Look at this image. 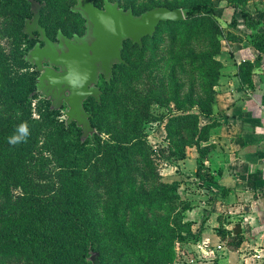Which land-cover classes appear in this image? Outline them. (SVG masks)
Returning a JSON list of instances; mask_svg holds the SVG:
<instances>
[{
  "label": "trees",
  "instance_id": "16d2710c",
  "mask_svg": "<svg viewBox=\"0 0 264 264\" xmlns=\"http://www.w3.org/2000/svg\"><path fill=\"white\" fill-rule=\"evenodd\" d=\"M35 1L42 5L39 25L48 38L58 31L67 37L83 34L84 20L71 11L75 0ZM92 1L96 7L103 6V0ZM108 1L131 9L135 16L156 7L184 10V19L161 22L152 37L142 39V47L129 40L123 43L124 63L113 67L110 83L99 78L100 102L88 98L83 104L96 133L82 141L81 129L74 122L58 121L61 110H50L49 103L35 93L37 73L24 60L34 45L23 32L25 20L32 16L30 3L0 0L5 8L16 3L14 32L25 47L22 52L14 49L12 56L0 50V200H4L0 264H91V251L104 264L103 232L94 212L95 186L109 198L112 264H173V240L164 235L158 217L174 212L180 203L183 210L176 217L182 223L184 212L191 208L183 196L187 183L163 182L154 166L143 130L151 122L149 106L157 99L167 108L159 125L174 161L185 158L187 148L196 149L200 162L209 160L214 150L208 143L210 133L220 124L212 110L222 68L216 57L223 41L242 42L238 19L252 32L249 43L256 56L237 66L236 77L241 85L253 88L252 71L264 59V17L247 10L254 0H223L222 10H232L225 28L216 21L214 0ZM5 8L0 15L8 14L10 9ZM37 97L44 106L39 119L32 114ZM22 123L29 129L26 142L9 144L8 138L17 134ZM45 133L47 137L54 133L60 146L62 179L59 193L43 199L28 172ZM204 169L197 167V182L190 184L208 189ZM182 224L180 242L198 244L200 227L195 228L191 220ZM231 240L237 249L240 237Z\"/></svg>",
  "mask_w": 264,
  "mask_h": 264
},
{
  "label": "crops",
  "instance_id": "0c3cea01",
  "mask_svg": "<svg viewBox=\"0 0 264 264\" xmlns=\"http://www.w3.org/2000/svg\"><path fill=\"white\" fill-rule=\"evenodd\" d=\"M254 2L247 10L262 19L264 0H257L256 6ZM238 21L242 42L224 41L229 53L225 60L218 59L222 68L212 110L220 124L210 133L208 143L214 150L209 160L200 162L196 149L187 148L185 158L166 165V173H161L167 183L190 184L197 182V167H205L208 189L193 184L200 199L201 223L196 227L202 237L192 246L198 256L192 264H264V59L252 71L253 88L241 85L237 66L253 61L256 52L249 43L251 30ZM235 236L241 239L237 249L230 245ZM206 239L209 244L201 255L198 246Z\"/></svg>",
  "mask_w": 264,
  "mask_h": 264
},
{
  "label": "water",
  "instance_id": "95a60500",
  "mask_svg": "<svg viewBox=\"0 0 264 264\" xmlns=\"http://www.w3.org/2000/svg\"><path fill=\"white\" fill-rule=\"evenodd\" d=\"M28 2L32 16L25 20L23 32L29 39L37 33L43 43L42 48L35 44L24 56L38 73L35 93L51 100L50 110L59 111L63 104L66 105L65 124L74 122L81 129L82 141L96 133L83 104L88 98L100 102L99 78L102 76L106 83H110L113 67L124 63L121 56L123 43L129 40L142 47V39L152 37L161 22L184 19L179 9L156 7L135 16L131 9L123 10L116 1L103 0L100 9L92 0H75L71 11L84 20V35H74L68 40L59 31L56 36L58 44L54 45L39 25L42 5L35 0ZM235 228L240 232L238 225ZM98 257V253L91 251L88 261L100 264Z\"/></svg>",
  "mask_w": 264,
  "mask_h": 264
},
{
  "label": "rangeland",
  "instance_id": "374dc122",
  "mask_svg": "<svg viewBox=\"0 0 264 264\" xmlns=\"http://www.w3.org/2000/svg\"><path fill=\"white\" fill-rule=\"evenodd\" d=\"M218 6V11L216 13V21L222 27L225 28L230 20L231 9L222 10L220 5L223 0H214ZM253 6L258 5L257 0H254ZM5 7L0 6V12L3 11ZM10 9L7 15H0V50L1 54H7L12 56V51H21L25 48L23 46L22 39L15 35L14 32V20H16V3ZM264 9V7H262ZM184 15V10H181ZM46 16V12L44 11ZM251 37V35H250ZM19 45V47H17ZM228 49L226 43L223 41L222 48L219 55L216 57L220 60H225L228 56ZM27 54V53H26ZM25 54V55H26ZM16 68L13 70L15 71ZM146 83V80L143 81ZM144 89V87H143ZM146 90H148L145 87ZM146 94V93H145ZM155 99V97H154ZM41 98H35L32 101V114L35 119H39L40 115L43 113L44 106L41 105ZM162 102L155 99L151 106H149V113L151 115V122L145 123L143 126L144 133L147 136V141L151 145L150 155L153 159L154 166L160 174L161 180L164 177L161 173H166V165L174 162L173 157L169 156L168 146L164 142V133L162 132V126L159 125L160 118L167 113V108L162 107ZM2 108V107H0ZM66 109L62 108L58 121H65L64 111ZM160 126V127H159ZM45 133L44 137L37 145V150L34 155V159L31 163L32 171H29V179L32 186L39 192L43 199L49 198L52 195H57L59 193V182L61 178V153L60 146L57 143L54 133H51L50 137ZM189 177L193 176L192 170L188 171ZM165 182V181H163ZM187 183V188L183 196L186 197V201L189 203L190 210L184 212L185 221L191 220L194 223V227L201 223V208L199 207V194L197 188L192 184ZM98 192L94 193L93 201L95 205V213L100 218V228L103 232V244L104 251L102 252V257L104 264H112V242L110 239L109 229L112 221V212L110 209L109 198L107 193L99 190L98 186H95ZM56 197V196H55ZM4 204V200H0V205ZM176 210L174 212H163L158 217L160 225L163 226L164 235L172 242L173 249V264H192V261H197V254L193 250V245L189 242L183 244L179 240L178 235H184L185 228L182 223L177 220V213L183 210L182 205L179 203L175 206ZM195 220V221H194ZM175 239V240H174Z\"/></svg>",
  "mask_w": 264,
  "mask_h": 264
},
{
  "label": "clouds",
  "instance_id": "9594fccd",
  "mask_svg": "<svg viewBox=\"0 0 264 264\" xmlns=\"http://www.w3.org/2000/svg\"><path fill=\"white\" fill-rule=\"evenodd\" d=\"M69 83L75 87V83L73 81H69ZM29 135V129L27 123H22L17 128V134L8 138V143L11 145H17L22 142H26V138Z\"/></svg>",
  "mask_w": 264,
  "mask_h": 264
},
{
  "label": "flooded vegetation",
  "instance_id": "af4514ba",
  "mask_svg": "<svg viewBox=\"0 0 264 264\" xmlns=\"http://www.w3.org/2000/svg\"><path fill=\"white\" fill-rule=\"evenodd\" d=\"M97 8H102V6L101 7H97ZM85 23V22H84ZM85 27V26H84ZM59 32V31H58ZM84 32H85V29H84ZM84 32H83V34H81V35H77V34H73L71 37H67V36H65V35H63L66 39H71L74 35H76V36H78V37H82L83 35H84ZM58 34V33H57ZM62 34V33H61ZM57 36V35H56ZM47 37V36H46ZM48 38V37H47ZM51 42H53V44L54 45H57L58 43H57V39H56V37H54L53 39H50V38H48ZM32 40L34 41V45L35 44H39V47L40 48H42L43 47V43L42 42H40V40H39V37H38V34L37 33H35L34 34V38H32ZM34 45H33V47H34ZM32 47V48H33ZM63 50H65L64 48H63ZM56 51H57V53H60V50L59 49H56ZM45 66H46V64H44ZM33 67V66H32ZM33 70H34V67H33ZM58 70V69H57ZM37 76H38V73H37ZM39 97H41V98H43L45 101H47L48 103H49V106H51V100H48V99H46L45 97H43V96H41V95H39L38 93H36ZM62 108H65L66 109V105L65 104H63L62 105Z\"/></svg>",
  "mask_w": 264,
  "mask_h": 264
},
{
  "label": "built area",
  "instance_id": "2783aa9c",
  "mask_svg": "<svg viewBox=\"0 0 264 264\" xmlns=\"http://www.w3.org/2000/svg\"><path fill=\"white\" fill-rule=\"evenodd\" d=\"M209 244V240L206 239L204 240L199 246H198V251L199 253L202 255V252L204 251V249L208 246ZM217 249H221V247H217ZM259 252H257L256 254L258 255ZM191 263H193V261L191 260Z\"/></svg>",
  "mask_w": 264,
  "mask_h": 264
}]
</instances>
